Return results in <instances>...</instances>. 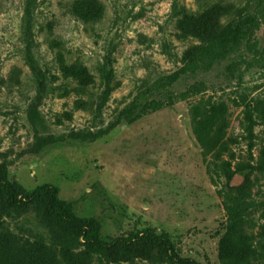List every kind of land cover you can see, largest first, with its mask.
<instances>
[{"label": "rangeland", "instance_id": "obj_1", "mask_svg": "<svg viewBox=\"0 0 264 264\" xmlns=\"http://www.w3.org/2000/svg\"><path fill=\"white\" fill-rule=\"evenodd\" d=\"M174 4L191 12L221 4L226 34L256 21L210 71L171 85L167 77L201 43L176 37ZM197 83L201 95L175 99ZM198 100L226 108L216 152L195 138ZM151 101L161 108L128 114ZM72 133L89 137L32 152L37 136ZM262 160L264 0H0V165L28 191L57 187L77 217L101 223L104 240L166 232L181 257L200 264H264ZM66 240L40 206L0 203V264H53ZM120 264L174 261L154 250Z\"/></svg>", "mask_w": 264, "mask_h": 264}, {"label": "trees", "instance_id": "obj_2", "mask_svg": "<svg viewBox=\"0 0 264 264\" xmlns=\"http://www.w3.org/2000/svg\"><path fill=\"white\" fill-rule=\"evenodd\" d=\"M228 12L229 10L221 4L198 9L195 12H191L186 6L174 4L173 13L178 17L176 37L197 38L201 43L193 47L185 58L183 67L167 77L171 85L184 75L210 71L218 61L226 57L231 46L236 45L246 36L247 31L256 21L255 17L240 20L235 28L230 29L231 32L226 34L219 20ZM76 15L81 19H90L85 12L77 11ZM91 19L95 18L91 17ZM204 87L203 83H197L186 92L176 95L175 99L186 101L197 97L204 92ZM161 106L162 103L159 101H151L143 106L134 103L128 114L131 115L139 109L136 118H141L148 110H158ZM30 108L31 123L34 126L42 124L43 119L38 107L32 105ZM225 114L224 104L211 100H198L191 104L190 115L195 138L209 153L222 148L216 129ZM88 137L83 133H72L67 136H37L32 152L39 153L45 147L63 143L67 139L86 140ZM258 167L264 169V160ZM0 203L5 211L25 210L32 205H38L45 210L50 219L61 225L68 240L60 245L57 258H53V264H93L95 259H98L100 264H105L104 260L114 264L129 263L142 254L154 250L169 255L174 264H200L193 259L181 257L166 232L157 234L146 230L127 237L104 240L101 236V223L95 218L77 217L70 204L61 199L57 187L45 184L28 191L20 184L9 180L7 167L4 165H0Z\"/></svg>", "mask_w": 264, "mask_h": 264}]
</instances>
